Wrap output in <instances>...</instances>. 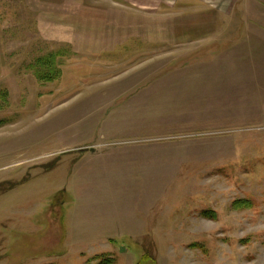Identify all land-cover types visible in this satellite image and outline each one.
<instances>
[{
    "label": "rangeland",
    "instance_id": "rangeland-1",
    "mask_svg": "<svg viewBox=\"0 0 264 264\" xmlns=\"http://www.w3.org/2000/svg\"><path fill=\"white\" fill-rule=\"evenodd\" d=\"M249 4L0 0V264H264Z\"/></svg>",
    "mask_w": 264,
    "mask_h": 264
},
{
    "label": "crops",
    "instance_id": "crops-1",
    "mask_svg": "<svg viewBox=\"0 0 264 264\" xmlns=\"http://www.w3.org/2000/svg\"><path fill=\"white\" fill-rule=\"evenodd\" d=\"M205 1L208 5L210 4V6H215L216 4H221V6H225V7H234V6H249V5H254V4H249L250 0H242V3H240V0H203ZM244 1V2H243ZM254 1V3L258 2L259 6H263L262 3H264V0H252ZM261 4V5H260ZM231 14H228V16H230ZM242 15H240L241 17ZM244 17V16H242ZM247 19V18H245ZM255 21H258V19H256ZM260 21L263 22L264 20L260 18Z\"/></svg>",
    "mask_w": 264,
    "mask_h": 264
}]
</instances>
